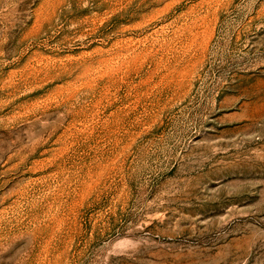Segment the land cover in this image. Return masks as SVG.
<instances>
[{
  "label": "rangeland",
  "instance_id": "374dc122",
  "mask_svg": "<svg viewBox=\"0 0 264 264\" xmlns=\"http://www.w3.org/2000/svg\"><path fill=\"white\" fill-rule=\"evenodd\" d=\"M232 210L195 253L264 264V0H0V264H171Z\"/></svg>",
  "mask_w": 264,
  "mask_h": 264
},
{
  "label": "bare ground",
  "instance_id": "6f19581e",
  "mask_svg": "<svg viewBox=\"0 0 264 264\" xmlns=\"http://www.w3.org/2000/svg\"><path fill=\"white\" fill-rule=\"evenodd\" d=\"M234 212H236V211H234ZM234 212L232 210V212H230V214L226 218H224L223 221L222 220L221 221L219 220L221 223H215L212 220H211L212 222H210V221L209 222H204L203 228L198 229L196 231L193 230L194 232H190V231H188V230H186L185 228H182V227L179 228L178 226H177L178 228L176 227V230L177 231H171V232H168V233L166 232L163 235L168 236L170 238V240L165 245H168L170 247L168 249H164V250L162 249L163 259H165V260H171V264H202V263H204V259L200 258L195 253V250H198L199 249L200 251L201 250L210 251V247H202V246L192 247V245L190 244V241L193 240V239L194 240H196V239L199 240V237H200L201 234L202 235L203 234L204 235L205 234H211L212 235V233H214V232H219L221 230H225L233 222V220L234 219H237L238 217H240V219H238V222H236V223L239 224L240 222H247V220H249L250 216L252 215L251 214L252 212L251 213H234ZM248 216H249V218H248ZM246 217H247V219H246ZM192 221H193V223L199 222V220L197 221L196 218L192 219ZM203 221H205V220H203ZM254 225H255V223H254ZM254 225L253 226L251 225V226H246V227H240L237 231H236L235 228H233L235 230V232H233V233H231L230 230H227L226 233L222 231V233H220L219 237L222 238V239L223 238L224 239L225 238H228V242L224 246V249H226V250L231 249V248L233 249V247H238L245 240L252 239V237H254V233H253L254 232V228H257V229L259 228V227H256V225L255 226ZM235 226H237V225H235ZM229 229H232V227H230ZM159 233H160V231H159ZM259 234L261 235V233H259ZM257 237H258V235H257ZM254 238H256V237H254ZM176 241L179 242V243H177ZM186 246H188L190 248H188V249L186 248L185 249L184 247H186ZM151 252H152V249H151ZM208 253L210 254V252H208ZM160 257H161V255H160ZM217 259L218 258H214V260H217ZM167 264H169V263H167Z\"/></svg>",
  "mask_w": 264,
  "mask_h": 264
}]
</instances>
